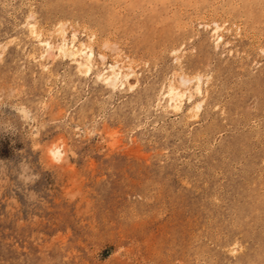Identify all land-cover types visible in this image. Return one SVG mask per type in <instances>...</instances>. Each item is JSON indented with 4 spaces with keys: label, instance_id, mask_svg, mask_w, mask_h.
Segmentation results:
<instances>
[{
    "label": "rangeland",
    "instance_id": "obj_1",
    "mask_svg": "<svg viewBox=\"0 0 264 264\" xmlns=\"http://www.w3.org/2000/svg\"><path fill=\"white\" fill-rule=\"evenodd\" d=\"M0 45V264H264V0H0Z\"/></svg>",
    "mask_w": 264,
    "mask_h": 264
},
{
    "label": "bare ground",
    "instance_id": "obj_2",
    "mask_svg": "<svg viewBox=\"0 0 264 264\" xmlns=\"http://www.w3.org/2000/svg\"><path fill=\"white\" fill-rule=\"evenodd\" d=\"M31 27L33 28V34L35 35L36 39L39 41L40 45L44 47L45 54L44 57H50L53 56L54 53V46L52 42L50 41H43L41 39V34L37 32L35 24H31ZM63 33V31H61ZM76 36V35H74ZM222 36H217V41L222 40ZM75 42V38L73 43ZM57 47V46H56ZM4 48V47H3ZM0 49H2V46L0 45ZM59 55H62L64 57L71 58L74 63L75 67L79 74L81 75H90L92 74L94 68H95V51L91 45H87L85 43H82L80 47L73 46L72 48H69V46L66 43V38L64 37L63 43L59 46L58 49ZM1 55V54H0ZM99 59L102 63H105L106 57L104 55H100ZM134 76V73H124L122 69L117 64H111L108 68V71L103 73H97L98 80L103 83L106 87L112 88L113 90L118 89L119 87H129L130 89H133L134 86L130 81V78ZM203 82V77L201 75H197L195 77H189L186 74H181L179 76V85H176L174 83H171L167 91L164 93L165 98L167 99V102L169 103V106L177 111L181 110L184 101L188 97L189 100H192V96H188L187 92L184 91L183 88H189L191 84L196 85V89L198 92H201ZM167 103V106H168ZM202 102H199L195 106V110L197 112H200L202 110ZM52 155L56 159H61L64 155V150L61 146H57L53 149H51Z\"/></svg>",
    "mask_w": 264,
    "mask_h": 264
}]
</instances>
